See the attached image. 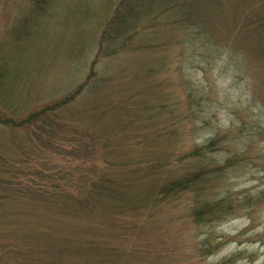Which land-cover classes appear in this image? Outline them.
Returning <instances> with one entry per match:
<instances>
[{
    "label": "rangeland",
    "instance_id": "374dc122",
    "mask_svg": "<svg viewBox=\"0 0 264 264\" xmlns=\"http://www.w3.org/2000/svg\"><path fill=\"white\" fill-rule=\"evenodd\" d=\"M118 3L0 0V264H264V132L252 159L209 188L229 217L200 227L189 195L151 194L210 132L189 134L187 83L209 85L196 96L209 126L264 119V0H191L209 51L184 46L181 24L163 16L139 20L107 56L98 40ZM169 4L180 17L183 5ZM156 101L185 119L137 115Z\"/></svg>",
    "mask_w": 264,
    "mask_h": 264
},
{
    "label": "trees",
    "instance_id": "16d2710c",
    "mask_svg": "<svg viewBox=\"0 0 264 264\" xmlns=\"http://www.w3.org/2000/svg\"><path fill=\"white\" fill-rule=\"evenodd\" d=\"M179 1L182 7V15L180 17L168 16V12L171 10L169 3ZM191 0H119L116 9L110 19L103 25L99 40H98V52H104L107 56H113L118 54L120 50L125 49L126 45L122 47V44L126 43L129 38H132V34L137 31L136 25L138 21L147 19V22L153 26L160 17L167 19H173L177 21V24H181L185 31L184 39L188 35L187 41L183 42L184 46L194 45L199 48H204L209 51L213 49L214 44L211 38L208 36L207 30H203L200 22V10H198L193 3L190 7ZM164 6V7H163ZM163 7V8H161ZM145 14L144 16H142ZM139 24V23H138ZM195 24V25H194ZM135 30L133 31V28ZM156 26V25H155ZM205 28V27H204ZM193 37H196L192 39ZM120 41V42H119ZM119 42V43H118ZM117 43V45H116ZM213 46V47H212ZM111 54V55H110ZM203 89L196 88L191 83L185 85L186 97L189 99V103L194 109L192 111L193 119L191 126L189 127V134L194 135L195 131L202 129H210L205 139L199 144H191L189 148H185L179 151L176 155V162L182 165L178 176L167 178L164 184L159 189L151 191V194L162 201L171 200L174 197H181L184 195L190 196V208L189 218L197 226H203L204 224H211L223 220L232 214L234 207L231 204L224 203L225 199H210L208 192L210 187H216L214 183H219L226 174L227 170L232 167H236L237 163L243 159H252V148L256 143V137H260L264 132V119L254 120L238 118L239 125H235L234 122L227 126H209L210 118L204 117V108L202 104L196 101V96L206 94L205 88H209V85L201 87ZM71 98L66 101V104L70 102ZM144 105V106H143ZM151 106V107H150ZM62 107V104L58 107L47 106L40 111L31 114V116L20 122L18 125L12 126L27 127L29 123L38 120L43 116H51L50 113H54L58 108ZM173 106L167 103H161L156 101L154 104L147 106L143 103L138 108L137 115L151 114V111H156L160 115L169 117L171 122L173 119L178 122L182 119L178 116L173 118ZM194 111H197L194 114ZM203 115L200 116V115ZM140 116V118H141ZM135 119V118H134ZM142 119V118H141ZM179 119V120H178ZM3 124L11 123L9 120H4ZM188 133V132H186ZM238 145V146H237ZM236 146L235 151L233 148ZM141 158H136L137 164H146L147 168H151L154 171L163 169L167 165L149 161L144 158L145 161H141ZM184 166V167H183Z\"/></svg>",
    "mask_w": 264,
    "mask_h": 264
}]
</instances>
